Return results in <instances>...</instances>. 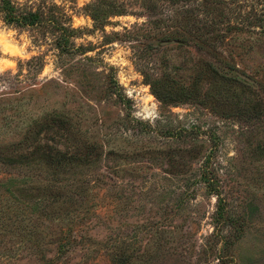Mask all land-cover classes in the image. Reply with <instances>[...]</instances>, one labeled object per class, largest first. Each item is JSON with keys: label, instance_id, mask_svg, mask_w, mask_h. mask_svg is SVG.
Here are the masks:
<instances>
[{"label": "rangeland", "instance_id": "374dc122", "mask_svg": "<svg viewBox=\"0 0 264 264\" xmlns=\"http://www.w3.org/2000/svg\"><path fill=\"white\" fill-rule=\"evenodd\" d=\"M46 1L67 53L0 16V264H264V0Z\"/></svg>", "mask_w": 264, "mask_h": 264}, {"label": "trees", "instance_id": "16d2710c", "mask_svg": "<svg viewBox=\"0 0 264 264\" xmlns=\"http://www.w3.org/2000/svg\"><path fill=\"white\" fill-rule=\"evenodd\" d=\"M42 3L41 6L34 8L30 5L21 6L13 0H0V16L4 23L9 26L48 28L54 36H56L54 33L60 32V36L55 40V45L63 52H69V41L75 31L74 28L71 25L66 26L61 23V16L58 15L59 12L57 11L60 9L56 4H49L46 0H43ZM64 16L62 14V18ZM158 97L160 96L158 95ZM183 97L188 98L190 96L183 94Z\"/></svg>", "mask_w": 264, "mask_h": 264}]
</instances>
